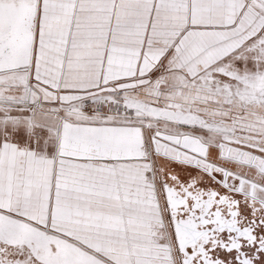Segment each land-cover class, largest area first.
<instances>
[{"label": "snow or ice", "instance_id": "1", "mask_svg": "<svg viewBox=\"0 0 264 264\" xmlns=\"http://www.w3.org/2000/svg\"><path fill=\"white\" fill-rule=\"evenodd\" d=\"M0 264H264V0H0Z\"/></svg>", "mask_w": 264, "mask_h": 264}]
</instances>
